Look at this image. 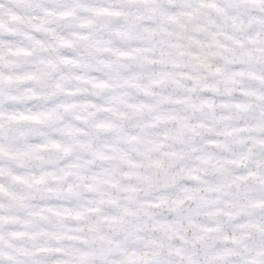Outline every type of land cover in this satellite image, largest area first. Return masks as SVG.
<instances>
[{"label": "clouds", "instance_id": "clouds-1", "mask_svg": "<svg viewBox=\"0 0 264 264\" xmlns=\"http://www.w3.org/2000/svg\"><path fill=\"white\" fill-rule=\"evenodd\" d=\"M0 264H264V0H0Z\"/></svg>", "mask_w": 264, "mask_h": 264}]
</instances>
